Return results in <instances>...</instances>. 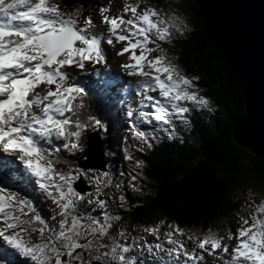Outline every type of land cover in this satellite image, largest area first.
Segmentation results:
<instances>
[{
    "label": "snow or ice",
    "instance_id": "obj_1",
    "mask_svg": "<svg viewBox=\"0 0 264 264\" xmlns=\"http://www.w3.org/2000/svg\"><path fill=\"white\" fill-rule=\"evenodd\" d=\"M110 11L105 6L99 9L100 23L108 33L104 40L91 31L93 18L85 16L82 7L67 10L60 0H0V17L7 19L0 21V151L15 154L55 205V224L50 225L30 199L0 187V238L33 264H113L117 260L119 264H132L124 255L128 246L113 240L109 248L104 242L113 227L111 221L120 217L104 211L101 222L91 213L85 214L86 208L81 209L85 201L87 206L107 209L106 200L100 197L112 185L110 173H97L92 181L95 193L82 194L73 183L92 170L86 172L77 166L64 171L56 167L62 150H82L85 133L104 128L94 115L81 119L86 108L85 89L76 82V73L94 71L100 75L90 66L106 65L104 43L113 46L114 41L125 42L116 53L118 57L129 54L120 67L128 76L137 77L140 107L155 109L140 111V117L171 124L175 115L188 123L186 114L192 108L210 110L209 99L200 94L195 83L199 78L187 75L161 44L171 43L174 31L182 34L184 22L178 16L146 0H124L122 14L110 16ZM132 132L151 147L148 134L137 128ZM53 137L62 142L60 146L54 145ZM125 159H132L127 150ZM141 163L137 161L136 167ZM136 179L132 176L133 181ZM115 186L120 188L119 183ZM120 200L123 202V195ZM248 207L253 211L239 218L240 227L235 232L189 236L202 253L213 257L212 264H264V199ZM169 228L165 237L173 247L167 252L196 258L176 239V234H184L183 230L171 225ZM144 231L159 236L158 225ZM225 240L236 243L230 247ZM148 247L151 251L152 246ZM155 248L161 249L162 245L157 243Z\"/></svg>",
    "mask_w": 264,
    "mask_h": 264
},
{
    "label": "trees",
    "instance_id": "obj_2",
    "mask_svg": "<svg viewBox=\"0 0 264 264\" xmlns=\"http://www.w3.org/2000/svg\"><path fill=\"white\" fill-rule=\"evenodd\" d=\"M148 1L163 7L170 0ZM182 2L187 12L185 32L176 33L171 43L161 44L170 59H178L176 63L187 75L199 78L195 83L200 94L209 99L210 110L192 108L186 114L188 123L177 118L179 122L172 129L156 134L151 150L139 152V168L120 157L117 123L111 117L110 107L106 112L111 122L106 121L107 126L104 124L101 129H89L87 138L103 129L105 161L111 176L124 178L130 173L131 183L149 182V191L130 197L129 204L120 207L123 217L143 225H178L188 237L199 238L209 232L219 233L220 222L230 228L228 218L240 209V203L233 199L234 191L244 188L249 178L253 185L264 186V160L233 144V127L245 115L241 83L201 18L198 1ZM60 3L66 8L83 5L86 9L90 0ZM84 158L87 159V147L82 154L75 155L73 165H80ZM132 176L137 179L133 181Z\"/></svg>",
    "mask_w": 264,
    "mask_h": 264
},
{
    "label": "rangeland",
    "instance_id": "obj_3",
    "mask_svg": "<svg viewBox=\"0 0 264 264\" xmlns=\"http://www.w3.org/2000/svg\"><path fill=\"white\" fill-rule=\"evenodd\" d=\"M90 1H91L92 7L89 10H86L85 9L86 6H83V5L82 6L77 5V6H73L71 8L69 7L66 9L70 10L75 7H82L85 16L88 15V11L89 12L91 11L90 15L94 18L93 21L96 22L98 29H104V28L106 29V26L100 23V20H98L99 15H100L99 9L102 6L109 7L111 9V11L108 13L110 16L116 15V14H122L121 8H122L124 0H90ZM182 1L183 0H170L169 2H165L166 3L165 6L161 7L159 5L152 4L150 1L146 0L148 4L158 6L162 10L166 11L167 13L172 14L174 16H178L184 22L183 31H182V34H183L185 32V26H186L184 17L187 18V15H186L187 12H185L184 11L185 9L183 8V6H181L182 4L184 5V2ZM124 15L127 16V14H124ZM179 34L181 35V33ZM173 36H176L175 31L173 32ZM108 50H110L109 46L108 48H105L106 57L108 56L107 55ZM121 59L124 60V55L121 56ZM173 60H175L174 62H177L178 59L175 58ZM132 78H136V77H132ZM132 142H134L137 146H141L145 149L149 148L147 144H145L140 139L132 140ZM93 144H94V141H93ZM94 147L95 145L93 146V148ZM77 152H80V150ZM128 154L132 157V159L129 161L131 162L132 165L135 166L136 162L139 160L133 157L130 152H128ZM92 156L94 157L93 165L91 162H87L86 164L83 165L85 167L83 166L81 167V169H83L84 171H86L87 169L92 170V171L89 172L87 176L82 175V177H79L75 183L76 188L82 194H86L90 192L94 194L95 184L92 181L97 173L104 172V170L102 169L100 171V162L98 159V155L95 153L93 149H92ZM68 168L69 166L63 167L65 171ZM88 170L86 172H88ZM110 175L112 174L110 173ZM111 177H112V185L108 188H105L103 191L106 195H103L100 197L101 199H105L107 202L108 207L106 210L100 209L96 207L95 205L87 206L86 201L84 202V204L81 205L82 210L84 208L87 209L85 214L91 213L93 216L100 219L101 222H103L102 213L104 211H107L109 216H112V217L119 216L120 217L119 220L113 219L111 221L113 227L110 229L109 235L105 237L104 239V242L109 245V248H111L113 240H115V242L121 246H125V245L128 246L130 250L124 255L126 257V260H130L132 263L134 261V257L137 256V257H140V260L143 259L144 264H160V262L167 261L168 259H172L176 263H181V264H202V263L205 264V263H208L207 261H209V263L212 264L213 257H208L206 253H202L201 250L198 247H196V244H192L189 246V248H186L188 251H193L192 254H194V256L196 257L194 259L186 258L185 256H183L182 253L178 257L175 254H169L167 252V249L173 247V245H170L167 243L165 233L170 231V228H169L170 225L162 226L161 223H157V222H154L148 225H143L140 223L129 221L127 218L123 217V214L120 213V207L127 206L126 204H129L128 199L130 197H136V196L142 195L144 191H149L150 189L147 187V184L149 182L147 183L137 182L135 184L131 183L130 173L128 177L124 176V178L123 177L120 178L118 175L111 176ZM117 183L120 184L119 189H117L115 186ZM121 195L124 196L123 202L120 200ZM30 199H33V198L31 197ZM233 199L240 203V206H238L240 208L239 211L235 215L231 216L230 219L228 218V220L232 223L230 225V229L235 231V229L240 227L239 218L241 216L248 217L249 213L253 211L252 208L248 207V204L251 202L258 203L261 199H264V186L262 185L259 186L256 184L253 185L252 178H249V183L248 181H246L244 188L241 187V190L239 188V191L237 190L234 191ZM54 210H55V205H54V209L52 210V212H54ZM46 214L47 212L43 208L42 202H40V215L46 216ZM57 219H59V217H57ZM54 224L55 222L53 223V225ZM157 225L159 226V236L158 237L153 236L144 231V228L146 227H152V226H157ZM171 226H173L174 228L178 227V225H171ZM217 226H219V228H223V227L225 228V225L223 222H220ZM227 232L228 230L227 231L222 230L220 234L215 233V232H211V233H215L220 236H226ZM120 233H123V235H120ZM224 242L228 243L230 247L234 246L236 243L235 240H231V241L225 240ZM157 243H160L162 245L161 249L155 248V244ZM148 246H152L151 251H149ZM217 255H219V252H217ZM198 256L199 257L206 256L207 258H205L201 262L199 261ZM137 257H135V259ZM85 258H87V253H85ZM224 259H228V256H225ZM113 264H119V261L118 260L113 261ZM218 264H222V261L218 262Z\"/></svg>",
    "mask_w": 264,
    "mask_h": 264
},
{
    "label": "water",
    "instance_id": "obj_4",
    "mask_svg": "<svg viewBox=\"0 0 264 264\" xmlns=\"http://www.w3.org/2000/svg\"><path fill=\"white\" fill-rule=\"evenodd\" d=\"M197 1L201 18L241 83L245 115L233 127L232 142L264 160V0ZM91 139L88 162L94 163L93 149L103 169L101 140L97 135Z\"/></svg>",
    "mask_w": 264,
    "mask_h": 264
},
{
    "label": "bare ground",
    "instance_id": "obj_5",
    "mask_svg": "<svg viewBox=\"0 0 264 264\" xmlns=\"http://www.w3.org/2000/svg\"><path fill=\"white\" fill-rule=\"evenodd\" d=\"M119 61H123V60L120 58ZM120 68L121 67L119 65L116 69H120ZM114 71H115L114 69H111V73H114ZM119 79H120V76L117 73H115L110 77L109 83L115 82L116 80H119ZM107 108L108 107L105 104L102 96H95L94 100L92 101V103L90 105V110L93 114H96V115L103 117L105 119H110V115L107 114V112H106ZM95 136H96V134H95ZM87 152H88V148H87ZM77 154L78 153H73V156L75 157V155H77ZM87 158H88V156H87ZM1 159H3V161H4L5 156L0 155V160ZM87 162H88V159L84 160V164H86ZM84 164L82 161L80 166H83ZM9 168H10V170H12V165L9 166ZM14 168H15V172H17V168H16L15 163H14ZM31 201H32V203H33V205H34V207L38 213H40V202H42L43 208L45 209V204L38 194H35ZM49 224L53 225V220H50Z\"/></svg>",
    "mask_w": 264,
    "mask_h": 264
}]
</instances>
